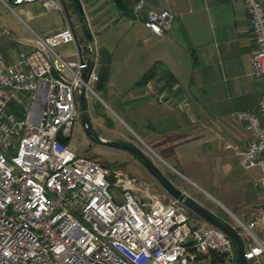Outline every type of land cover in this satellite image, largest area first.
<instances>
[{
  "label": "built area",
  "instance_id": "obj_1",
  "mask_svg": "<svg viewBox=\"0 0 264 264\" xmlns=\"http://www.w3.org/2000/svg\"><path fill=\"white\" fill-rule=\"evenodd\" d=\"M241 1L253 44L252 75L263 89L256 110L234 114L249 134L237 155L244 169H260L253 186L264 191V0ZM9 3H38L43 12L64 16L60 0H0L12 10ZM143 7L136 0L132 10ZM173 22L168 10H149L143 24L161 36ZM74 33L66 23L49 36L36 35L29 53L20 51L11 60L0 53V264H239L224 232L176 199L153 193L145 181L69 145L82 116L81 88L93 92L98 81L91 32L80 44L83 62L76 46L70 56L54 51L74 43ZM156 98L171 104L166 92ZM237 222L232 228L247 264H264V203L247 222Z\"/></svg>",
  "mask_w": 264,
  "mask_h": 264
},
{
  "label": "crops",
  "instance_id": "obj_2",
  "mask_svg": "<svg viewBox=\"0 0 264 264\" xmlns=\"http://www.w3.org/2000/svg\"><path fill=\"white\" fill-rule=\"evenodd\" d=\"M78 1L96 42L93 71L100 79L93 89L143 142L179 165L197 149L216 153L223 138H231L237 151L246 145L249 134L234 114L256 110L263 82L252 75L253 44L241 0H143V9L129 14L111 0ZM37 8L25 5L20 12L40 16L32 13ZM149 10L171 12V29L157 36L145 28ZM76 36L79 44L91 37L85 27ZM159 92L171 104H160Z\"/></svg>",
  "mask_w": 264,
  "mask_h": 264
},
{
  "label": "rangeland",
  "instance_id": "obj_3",
  "mask_svg": "<svg viewBox=\"0 0 264 264\" xmlns=\"http://www.w3.org/2000/svg\"><path fill=\"white\" fill-rule=\"evenodd\" d=\"M63 1L75 33L83 36V27L88 33L92 32V21H87L84 13L79 14L75 0ZM10 6L12 10L0 6V31L3 28L7 31L6 34L0 33V53L8 60L20 51L29 53L36 41V34L43 37L50 32L59 31L67 23L65 16L59 11L43 12L41 8H37L32 13L38 15L42 12L41 15L30 18L20 12V8L25 5ZM26 42L30 45L27 46ZM74 47V43H69L55 47L54 51L64 56L74 50ZM85 94L91 129L84 127L81 116L74 122L69 145L77 154L110 169H120L136 180L145 181L155 194L168 195L139 157L126 150L100 143L99 140L133 146L175 188L235 229L238 228L237 219L247 222L264 203V191L253 186L254 181L260 177L259 169L246 170L241 166L236 143L231 138H223L216 153L197 149L194 156L192 154L185 164L179 165L143 142L138 130L104 95L96 89ZM259 235L262 237V234Z\"/></svg>",
  "mask_w": 264,
  "mask_h": 264
},
{
  "label": "water",
  "instance_id": "obj_4",
  "mask_svg": "<svg viewBox=\"0 0 264 264\" xmlns=\"http://www.w3.org/2000/svg\"><path fill=\"white\" fill-rule=\"evenodd\" d=\"M60 2H61L62 7H63V12H64V15H65V18H66V22L68 23V25L70 27H72V23H71L69 15H68L65 3H64L63 0H60ZM75 2L77 4L79 12L81 13L82 10H81V5H80L79 1L75 0ZM74 43H75V46L77 48L80 60H81V62H83L82 59H81L82 48L80 47V44L78 42V39H77V36H76L75 33H74ZM91 70H92V66H90V68L88 69L87 72H85V71L83 72L82 80H83L84 84H86L88 82ZM79 107H80V110L82 111V116L81 117L83 119L84 127L87 128L88 130H90L91 126H90V123H89L88 114L86 112L85 86L84 85L82 86L81 92H80V95H79ZM99 142L100 143H106L107 145H109L111 147H114V148H119V149L126 150V151L134 154L135 156L139 157L140 160L142 161V163L144 164V166L150 172V174L160 183V185L163 187V189L167 192V194L170 197L176 199L178 202L183 204L190 211H192L193 213L197 214L198 216H200L204 220L208 221L210 224H212L213 226H215L216 228H218L219 230L224 232L227 236H229L232 239V241L234 242V244H235L237 258H238V263L239 264H247V262L245 260V257H244L243 245H242L241 239L238 236L237 232L230 225H228L227 223L219 220L211 212L207 211L202 206H200L199 204L194 202L192 199H190L188 196L184 195L177 188H175L157 170V168L153 165V163L141 151H139L137 148H135L133 146H129L127 144L120 143V142H106L105 140H101V139L99 140Z\"/></svg>",
  "mask_w": 264,
  "mask_h": 264
},
{
  "label": "trees",
  "instance_id": "obj_5",
  "mask_svg": "<svg viewBox=\"0 0 264 264\" xmlns=\"http://www.w3.org/2000/svg\"><path fill=\"white\" fill-rule=\"evenodd\" d=\"M112 3L117 7L118 10H120L124 14L131 13L132 6L135 3L136 0H111ZM149 76H145L143 81H147ZM100 77L98 76V81ZM68 142V140L65 141V143Z\"/></svg>",
  "mask_w": 264,
  "mask_h": 264
}]
</instances>
